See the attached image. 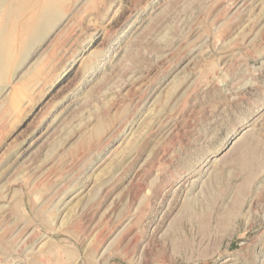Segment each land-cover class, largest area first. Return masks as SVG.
Segmentation results:
<instances>
[{
	"label": "rangeland",
	"instance_id": "obj_1",
	"mask_svg": "<svg viewBox=\"0 0 264 264\" xmlns=\"http://www.w3.org/2000/svg\"><path fill=\"white\" fill-rule=\"evenodd\" d=\"M0 264H264V0H4Z\"/></svg>",
	"mask_w": 264,
	"mask_h": 264
},
{
	"label": "bare ground",
	"instance_id": "obj_2",
	"mask_svg": "<svg viewBox=\"0 0 264 264\" xmlns=\"http://www.w3.org/2000/svg\"><path fill=\"white\" fill-rule=\"evenodd\" d=\"M5 5L4 0H0V6Z\"/></svg>",
	"mask_w": 264,
	"mask_h": 264
}]
</instances>
